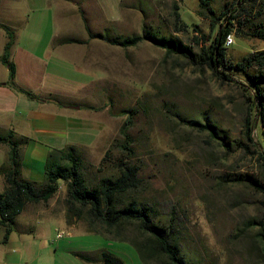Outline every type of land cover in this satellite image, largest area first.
Listing matches in <instances>:
<instances>
[{
  "label": "rangeland",
  "instance_id": "rangeland-1",
  "mask_svg": "<svg viewBox=\"0 0 264 264\" xmlns=\"http://www.w3.org/2000/svg\"><path fill=\"white\" fill-rule=\"evenodd\" d=\"M118 1L99 0L106 13L103 22L119 17L91 30L124 36L140 34L143 22L159 25L193 53L165 55L144 38L127 47L117 45L115 79L95 92L93 108L98 111L91 119L100 121L99 131L88 123L90 128L69 129L70 137L82 135L92 142L71 150L84 179L90 184L117 174L119 167L135 166L137 182L127 195L152 212L154 221H166L172 214L180 252L191 264H264V198L236 179L245 172L258 176L263 168L259 148L245 133L250 101L235 78L226 79L198 60L201 44L225 19L221 12L229 14L237 0H208L207 5L200 0H121L120 12ZM235 6L233 42L226 45L231 63L244 62L252 51L264 48V38L256 35V28L264 25V0ZM26 11L20 0L21 17ZM88 11L78 5L76 14L87 23ZM245 70L257 72L258 65ZM127 115L129 141L124 143L119 127ZM257 123V131H264V118ZM204 124L213 126L216 136ZM30 179L40 181L42 176ZM67 205L61 180L47 201H28L11 224L15 238L0 243V263L103 264L99 251L104 250L119 256V264H143L131 242L141 236L135 223H122L114 235L90 220L85 209L76 215ZM55 229L63 234L55 236Z\"/></svg>",
  "mask_w": 264,
  "mask_h": 264
},
{
  "label": "trees",
  "instance_id": "trees-1",
  "mask_svg": "<svg viewBox=\"0 0 264 264\" xmlns=\"http://www.w3.org/2000/svg\"><path fill=\"white\" fill-rule=\"evenodd\" d=\"M244 0H237L242 3ZM232 5L231 12L226 14L221 12L225 19L214 27L211 38L204 41L200 46L199 62L210 67L213 71L221 74L226 79L235 78L238 83L243 85L247 97L249 99V118L245 122V133L248 139L258 147L257 152L263 160V168L257 176L255 173L245 172L243 175L238 174V181H246L254 189L259 191L264 198V131L260 128L257 131L258 120L263 121L264 118V48L252 51L244 58V62L231 63L227 58L225 45V37L236 27L234 19L237 17L238 7ZM201 4L207 5L208 0H200ZM210 12L214 10L208 7ZM177 16L179 17L178 13ZM240 22V20H237ZM6 33V40L3 44L0 60L7 68V79L5 83L16 91L25 94L27 97H37L30 89L18 85L14 81L15 67L13 61L9 58L10 46L13 41V30L0 22ZM88 37H101L111 43L118 44L122 47L133 45L140 39L149 40L152 44L161 47L165 55L181 52L183 54H192L190 48L184 44L176 35L161 31L159 25H150L145 22L141 25L140 34H131L118 36L116 34H108L91 30L85 26ZM264 38V25L256 28V35ZM204 37V38H205ZM55 41H81L79 38L60 36ZM188 47V48H187ZM258 65L257 72H246V67ZM222 67V69H219ZM236 72H239L240 77ZM59 105L65 103L56 94L46 96ZM131 109L125 110L130 113ZM253 115V116H252ZM127 115L119 131L124 136V143L129 141L127 137ZM204 127L210 129V133L216 136L210 124H204ZM256 128V136L253 130ZM26 141V137L17 134L12 128L0 132V142L7 144L6 158L0 165V173L4 178V186L0 190V224L3 228L2 242H5L8 233L12 230L11 224L15 215L22 209L25 202L47 201L53 195L58 187V181L61 180L65 184L66 202L76 215L81 213L82 209L90 217V220L99 221L107 231L116 235L118 226L124 222H132L136 224V228L141 234L140 238L132 242L135 251L143 264H191L187 258L180 252L176 239L175 225L172 222V214H168L166 221H154L153 213L149 212L145 206L139 204L134 196L127 195V192L136 185L137 178L135 176V166L125 165L123 168L117 169V174L103 175L96 181L89 184L84 179L78 159L72 153L70 147L60 151L58 156L49 153L44 163L43 180L36 182L33 180L22 178L19 174L21 152L20 147ZM122 143V142H121ZM123 143V145H124ZM264 203V199L262 200ZM149 206V205H148ZM151 209V206H149ZM261 241L264 246V221L260 222ZM100 257L103 264H119L121 259L119 256L109 252L100 250ZM78 256L85 259H91L90 255Z\"/></svg>",
  "mask_w": 264,
  "mask_h": 264
},
{
  "label": "crops",
  "instance_id": "crops-1",
  "mask_svg": "<svg viewBox=\"0 0 264 264\" xmlns=\"http://www.w3.org/2000/svg\"><path fill=\"white\" fill-rule=\"evenodd\" d=\"M23 1L27 11L21 17L20 0H0V22L13 30L9 58L15 67L14 81L30 89L37 97H27L8 86L5 83L7 68L0 60V132L12 128L26 137L20 147L19 174L33 181L36 180L30 177L39 175L42 181L44 163L50 152L58 156L65 147L79 149L92 143L82 135L70 137L69 129L90 128L88 123L97 126L99 131L100 121L91 119L98 111L93 108V102L97 100L95 92L97 89L102 91L105 82L115 79L118 44L101 37L87 36L85 26L90 29L93 25L98 26L106 15L99 0ZM120 3L121 0L117 3L118 12ZM78 5L89 10L91 16L87 23L80 14H76ZM118 17L105 18L108 21L103 22V27L107 23L113 24ZM94 31L99 32L98 27ZM60 36L81 41H55ZM5 40L6 33L0 27V54ZM52 94L64 97L65 103L59 105L46 97ZM6 151L7 144L0 142V165L6 158ZM3 186L4 178L0 173V190ZM2 234L0 224V243H10L15 238L11 230L2 242Z\"/></svg>",
  "mask_w": 264,
  "mask_h": 264
},
{
  "label": "built area",
  "instance_id": "built-area-1",
  "mask_svg": "<svg viewBox=\"0 0 264 264\" xmlns=\"http://www.w3.org/2000/svg\"><path fill=\"white\" fill-rule=\"evenodd\" d=\"M233 42V34L229 32L225 37V45H230ZM63 234L62 229H55V236H61Z\"/></svg>",
  "mask_w": 264,
  "mask_h": 264
}]
</instances>
